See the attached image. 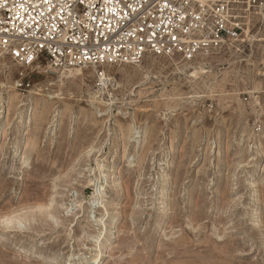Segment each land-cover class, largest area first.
Returning a JSON list of instances; mask_svg holds the SVG:
<instances>
[{
    "label": "rangeland",
    "instance_id": "rangeland-1",
    "mask_svg": "<svg viewBox=\"0 0 264 264\" xmlns=\"http://www.w3.org/2000/svg\"><path fill=\"white\" fill-rule=\"evenodd\" d=\"M249 27L189 64L147 55L75 79L8 55L0 264L92 262L101 230L103 264H264V11Z\"/></svg>",
    "mask_w": 264,
    "mask_h": 264
},
{
    "label": "built area",
    "instance_id": "built-area-1",
    "mask_svg": "<svg viewBox=\"0 0 264 264\" xmlns=\"http://www.w3.org/2000/svg\"><path fill=\"white\" fill-rule=\"evenodd\" d=\"M264 0H0V52L55 70L147 55L187 62L239 39Z\"/></svg>",
    "mask_w": 264,
    "mask_h": 264
},
{
    "label": "bare ground",
    "instance_id": "bare-ground-1",
    "mask_svg": "<svg viewBox=\"0 0 264 264\" xmlns=\"http://www.w3.org/2000/svg\"><path fill=\"white\" fill-rule=\"evenodd\" d=\"M250 29V27L249 28H247V29H245V33H249V30ZM237 41V40H236ZM13 59V58H12ZM17 61V60H16ZM18 62V61H17ZM16 62V63H17ZM0 63L1 64H5V66L6 65H8L9 63H11L12 65L14 64V61H9V57H8V54H6L5 52H0ZM19 64H20V62H18ZM190 63H192V62H190ZM10 64V65H11ZM118 64H121V63H118ZM136 64V63H135ZM188 64H189V62H188ZM16 65H18V64H16ZM40 65V64H39ZM185 65V64H184ZM22 66V65H21ZM41 66V65H40ZM49 66V65H48ZM4 67V66H3ZM41 67H43V66H41ZM88 67H90V66H88ZM87 67V68H88ZM95 67V66H94ZM187 67H190V73H191V76H194V77H197L198 75H199V73H201V72H206L204 69H199V67L197 68L196 66H192V65H188ZM83 67H65V68H61V69H57V71H59L60 73H61V77H62V79L63 78H70V77H73L74 79H75V77L76 76H79V75H82L83 74V69H82ZM94 70V69H93ZM54 72V71H53ZM46 73H48V70L46 71ZM49 74V73H48ZM107 73L106 72H104L103 71V73L102 74H99V75H101V82L100 83H102V84H100L99 83V85L100 86H102V87H99V88H97L96 90H95V92H93L92 93V95H93V97L96 99L97 97L99 98V96H100V94H102L103 93V91L105 92V90L104 89H107L108 88V85H109V82H111L110 81V79L108 80L107 79V75H106ZM83 77V76H82ZM81 78V77H80ZM110 78V77H109ZM10 80H11V78H10ZM77 80V79H76ZM83 80V79H82ZM9 82V81H8ZM7 82V83H8ZM6 83V84H7ZM11 83H12V81H11ZM78 83V82H77ZM82 83V82H81ZM6 84H4V83H2V85H6ZM9 84V83H8ZM79 84V83H78ZM112 84V83H111ZM110 84V85H111ZM7 87V86H6ZM15 87V86H14ZM14 87L12 86V85H10V88H13L14 89ZM13 91V90H12ZM30 93L31 94H33V92L32 91H30ZM91 93V92H90ZM91 95V96H92ZM15 98H19V95L18 94H15V91H14V95H13V98L12 99H15ZM2 99V98H1ZM100 100H101V98H100ZM99 100V101H100ZM9 101H11V100H9ZM103 101V100H102ZM101 101V102H102ZM91 102V101H90ZM93 102H94V100H93ZM92 102V103H93ZM95 102H97V100H95ZM94 102V103H95ZM35 113H37V109H33L32 111H31V118H30V120L28 121V127H31L32 125H33V118H35L34 116H36V114ZM34 123H35V121H34ZM105 165H103V164H101L100 163V161H98V163H97V169H99V171H101L102 170V168L104 167ZM119 172V171H118ZM97 179V178H96ZM97 180H99V179H97ZM101 186H103L102 185V182H99V183H97L96 184V191L97 192H101ZM103 190V189H102ZM95 191V190H94ZM103 192V191H102ZM96 195H98V193L96 194ZM100 196V195H99ZM99 199V198H98ZM93 201V200H92ZM79 203H80V201H79ZM82 203V202H81ZM80 203V204H81ZM97 203V202H96ZM100 203V202H99ZM92 204H93V202H92ZM115 205V204H114ZM79 206V205H78ZM117 206V205H116ZM115 206V207H116ZM94 207V206H93ZM105 207V206H104ZM100 209V208H99ZM117 209H118V207H117ZM68 211V210H67ZM49 212H50V210H49ZM119 212V211H118ZM46 213H47V211H46ZM50 214V213H49ZM105 214H106V211H105ZM47 215H48V213H47ZM116 215V214H115ZM105 215H102L101 217H100V219H98V222H100V223H103L104 221V217ZM119 216V215H118ZM9 220V219H8ZM118 221H119V219H118V217H113V222H112V226H111V229L112 230H114V229H116L117 227H118ZM104 224V223H103ZM105 226V225H104ZM104 231V230H103ZM103 231L101 230L100 231V233L97 235V237H96V241H95V239H94V241H95V244H94V246H93V251H95V255H92V256H95L93 259V261L92 262H90L89 261V259H88V257H86L85 255H82V257L84 258V260H85V264H91V263H96V264H103V263H105V261H108L109 259H111L113 256L108 252L106 255H102L101 254V252H102V242H103V239H108V240H111L114 236H113V232H111V234L110 235H103L102 236V234H103ZM105 232V231H104ZM104 247H106V246H104ZM92 251V250H91ZM86 253V252H85ZM71 255V254H70ZM76 255V254H75ZM71 257H72V255H71ZM81 257V256H80ZM84 263V262H83ZM68 264H74L72 261H69L68 262ZM77 264V263H76Z\"/></svg>",
    "mask_w": 264,
    "mask_h": 264
}]
</instances>
